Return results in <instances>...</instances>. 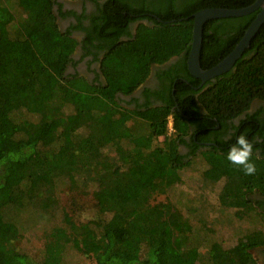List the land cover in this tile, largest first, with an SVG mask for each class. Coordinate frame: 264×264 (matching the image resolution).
I'll return each instance as SVG.
<instances>
[{
	"label": "trees",
	"instance_id": "obj_1",
	"mask_svg": "<svg viewBox=\"0 0 264 264\" xmlns=\"http://www.w3.org/2000/svg\"><path fill=\"white\" fill-rule=\"evenodd\" d=\"M256 1L152 0L136 9L128 0H107L88 27L79 21L62 30L55 6L61 17L68 12L57 0H0V264H65L69 245L95 264H258L252 250L264 248V230L247 231L225 246L195 196L155 201L201 159L196 177L203 192L208 188L201 201L216 196L230 221H264V200L256 198L264 197V149L258 155L253 147V176L226 159L240 135L253 142L262 133L257 115L247 114L233 125L228 143L217 140L219 146L204 152L185 139L194 125L196 140L208 141L264 102V24L230 71L196 90L201 81L188 70L193 18L186 19L203 9H241ZM260 11L209 21L201 67L225 59ZM143 13L154 15L142 16L153 26L140 24L133 35L129 25ZM71 29L86 33L87 54L102 52L104 82L67 73L80 44ZM175 57L178 63L167 65ZM153 69L168 81L163 103L131 108L137 99L121 96L133 95ZM182 144L192 151L182 155ZM62 193L70 204L61 201ZM75 194L96 202L94 216L84 222L77 219ZM56 219L62 227L51 229L39 253L30 252L23 243L28 228ZM60 237L65 246L56 243Z\"/></svg>",
	"mask_w": 264,
	"mask_h": 264
},
{
	"label": "flooded vegetation",
	"instance_id": "obj_2",
	"mask_svg": "<svg viewBox=\"0 0 264 264\" xmlns=\"http://www.w3.org/2000/svg\"><path fill=\"white\" fill-rule=\"evenodd\" d=\"M57 1L59 3H62L63 11L66 13L68 12L66 16L61 17L57 12L58 6L57 5L55 6L56 15L58 17V24L62 30H68L72 26L78 27L79 24L81 23L82 25L88 27L91 24L92 19L99 14V9H100L99 5L100 6L103 5L107 0H98L97 2H93L90 0H76V1L57 0ZM130 1L134 4L135 6L134 8L136 9H141L150 6V3L152 2V0H128V2ZM145 15L146 17L150 15H152V17L154 16L153 14L148 15L146 13L137 15L138 19L129 25V30L133 35L136 34L137 28L140 24L153 26V23L149 22L146 17L142 18V16L144 17ZM71 32H72V36L76 38L80 44L72 56L73 63L72 65H70L67 73L75 74L77 72L80 76L85 77L90 82H93L98 78L99 81L104 82V78L100 70V60L102 59L103 56L102 52L98 51L97 53V51L93 49L91 53L89 52V54H87L86 50L82 46L83 41L86 39L85 37L86 33L84 32V30L71 29ZM121 40H128V36L123 35V37H121ZM96 53L101 56H95ZM178 61L179 58L175 57L170 62H168L167 65L176 64L178 63ZM157 72L158 70L153 69L147 81L140 88H138L135 91V93H133V95L129 97L121 96L126 101H131L132 98L137 99V102L131 103L130 105L131 108L137 107L138 105L145 106L146 104H148V102L152 106H159L161 105V103H163L162 94L164 90L167 89L168 87V81L159 78L157 76ZM208 82L209 81L203 84L201 81L199 85L195 87L196 90L201 89L202 87L207 85ZM146 90H149L151 94L148 95L146 93ZM176 107L177 106H175V108ZM247 114L257 115V118L259 119L257 124L259 127L260 126L262 127V133H257L254 136L253 142H251L253 143V146L259 147L254 152L260 155L262 153V150L264 149V102L261 101H256L252 105L248 113L243 114L241 117L235 119L232 123H229L226 129L221 131L220 135L212 133L209 138L210 140L204 142L197 141L196 140L197 138H195L196 135H194L195 133L194 131L197 130V127L194 125L190 127V131L188 135L185 137V139L189 144H192L193 141H196L199 146V149L197 150L198 152H204L209 147L212 146H219L218 143L216 142L217 140L228 143L231 140L233 134L235 133V130L232 128L233 125L234 124L240 125V122L247 117ZM215 129L218 130L219 126ZM179 151L182 155H186L190 153L192 149L188 145L182 144L179 146ZM256 198L260 200H264V197H261L260 194H258ZM261 208H264V204L263 207ZM260 249L261 251H263V255H262L263 260L262 262L261 261L259 262H261V264H264V248H260ZM259 262L257 261L258 264Z\"/></svg>",
	"mask_w": 264,
	"mask_h": 264
},
{
	"label": "rangeland",
	"instance_id": "obj_3",
	"mask_svg": "<svg viewBox=\"0 0 264 264\" xmlns=\"http://www.w3.org/2000/svg\"><path fill=\"white\" fill-rule=\"evenodd\" d=\"M2 144L4 143L0 141V153L3 146ZM202 165L203 160H194V163H192L190 167L185 168L184 170L179 172V175L181 176V182L175 185V187L166 194L157 196L155 198V201L166 202L170 200L173 203H178V199L182 196L185 198L187 195L193 197L195 196L194 199H197V201L194 200L195 204H197V206L201 208L205 207L207 209L208 214L204 216V218L208 220L207 222L212 229V233L215 234L216 237L220 240H223L225 246H229L230 243L233 244L240 235L246 234L247 231L264 230V221H242L237 219L235 216L232 217V221H230L228 217L229 214H227V212L219 211L220 209L217 208L216 196L214 195L209 194V197L211 198H205L203 201L200 200V194L208 192V188L204 189L207 191L203 192L200 187L201 182L196 177ZM75 200L78 203V207H81L77 216L79 222H84L88 218L94 216L96 212V202L91 195L75 194ZM61 201L65 205H67L68 203L70 204V195L68 193H62ZM213 207H215L214 210L212 209ZM33 222L34 221L29 222L26 225L27 228ZM192 222L196 223V221ZM56 227H62V223L58 219L50 221V223H48V221H42L41 224L37 223L36 226L28 228V230L26 231V239L23 241L24 245L27 247V249H29L30 252L39 253V251L45 247V244L47 242V234L51 231V229ZM56 241L57 244L65 246L63 243V238H57ZM70 246L71 245L65 246L67 249L65 264H95V261L92 260V258L84 256L78 251V249ZM206 250L207 247H202V253L206 252ZM252 255L258 262H262L263 251H261L260 248L252 250ZM261 262H259V264H261Z\"/></svg>",
	"mask_w": 264,
	"mask_h": 264
},
{
	"label": "water",
	"instance_id": "obj_4",
	"mask_svg": "<svg viewBox=\"0 0 264 264\" xmlns=\"http://www.w3.org/2000/svg\"><path fill=\"white\" fill-rule=\"evenodd\" d=\"M258 10H261L260 13L250 25L236 48L216 66L206 70L203 69L201 67V51L203 47V32L205 25L212 20L243 17ZM190 18H193V36L191 50L188 56V70L193 77L200 79L204 84L230 71L236 62L243 56L245 51L250 48L252 40L264 24V0H257L254 4L241 9H203L186 20Z\"/></svg>",
	"mask_w": 264,
	"mask_h": 264
},
{
	"label": "clouds",
	"instance_id": "obj_5",
	"mask_svg": "<svg viewBox=\"0 0 264 264\" xmlns=\"http://www.w3.org/2000/svg\"><path fill=\"white\" fill-rule=\"evenodd\" d=\"M253 147V144L245 135H240L236 143L230 147L226 156L227 161L242 168L246 176H253L257 171L255 163L252 162Z\"/></svg>",
	"mask_w": 264,
	"mask_h": 264
},
{
	"label": "built area",
	"instance_id": "obj_6",
	"mask_svg": "<svg viewBox=\"0 0 264 264\" xmlns=\"http://www.w3.org/2000/svg\"><path fill=\"white\" fill-rule=\"evenodd\" d=\"M168 127H169L170 132H172L173 131V128H172V119L171 118H169V125H168Z\"/></svg>",
	"mask_w": 264,
	"mask_h": 264
}]
</instances>
